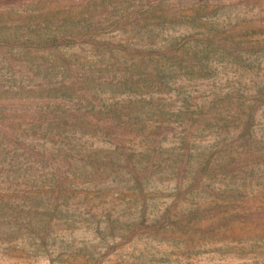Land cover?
Listing matches in <instances>:
<instances>
[{
    "label": "rangeland",
    "instance_id": "1",
    "mask_svg": "<svg viewBox=\"0 0 264 264\" xmlns=\"http://www.w3.org/2000/svg\"><path fill=\"white\" fill-rule=\"evenodd\" d=\"M0 264H264V0H0Z\"/></svg>",
    "mask_w": 264,
    "mask_h": 264
},
{
    "label": "trees",
    "instance_id": "2",
    "mask_svg": "<svg viewBox=\"0 0 264 264\" xmlns=\"http://www.w3.org/2000/svg\"><path fill=\"white\" fill-rule=\"evenodd\" d=\"M11 136H12V138H14V139L17 138V140H19L20 144H21L22 142H26V141H27V137H26L25 133L15 131V129H14V131L12 130V135H11ZM13 141H15V140H13ZM15 142H16V141H15ZM16 143H17V142H16Z\"/></svg>",
    "mask_w": 264,
    "mask_h": 264
}]
</instances>
